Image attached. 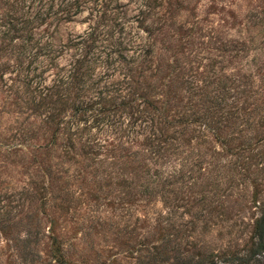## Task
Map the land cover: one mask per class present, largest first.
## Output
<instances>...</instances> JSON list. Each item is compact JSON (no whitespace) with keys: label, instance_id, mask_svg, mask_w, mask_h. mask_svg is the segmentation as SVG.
<instances>
[{"label":"trees","instance_id":"16d2710c","mask_svg":"<svg viewBox=\"0 0 264 264\" xmlns=\"http://www.w3.org/2000/svg\"><path fill=\"white\" fill-rule=\"evenodd\" d=\"M176 1L0 0V57L4 56L0 78L4 70L12 73L4 90L16 111L23 113L19 146L39 136L41 141L32 143L29 153L46 173L51 163L49 160L42 165L44 155L77 161L76 153L85 158L98 153L104 147L98 132H111L135 143L138 148L132 151L133 158L143 151L147 160L142 161L152 171L144 184L139 183L141 190L150 185L164 202L170 200L168 192L172 189L168 186L182 177L180 158L169 162L168 170L166 153L184 144L193 146L190 138L206 143L205 150L221 155L222 164L236 167L242 177L248 174L249 160L264 162V53L259 58L252 56L246 70L230 72L222 64L216 65L215 58L205 61L200 74L185 73L177 58L152 63L150 37L166 24H161L163 17H157L156 9L163 2L170 5ZM82 10H86L89 22L81 32L56 40L47 31L49 22L70 20ZM160 18L162 22L156 25ZM176 28L180 34L187 31L179 24ZM136 30L143 31L144 38ZM219 49L222 53L232 50L224 45ZM162 68L173 70L167 80L158 73ZM175 95L178 99L173 103L171 97ZM12 143H7L11 144L9 149L16 147ZM198 161L196 158L191 165ZM136 177L127 178L120 171L117 186L130 187ZM31 190L24 187L19 196L41 193L38 189L32 194ZM172 198H177V192ZM171 211L161 217L167 234L173 224ZM8 217L1 218L0 226H8L3 222ZM163 237L158 238L162 241ZM29 238L24 237L22 244L13 240L23 255L22 264L38 260L26 249ZM249 241L240 251L219 259L225 264H264V198L257 203ZM140 248L146 250L147 260L139 259L135 264H176L167 255L160 256L162 242ZM54 249H59L58 244ZM52 255L55 259L48 264L62 263L60 254ZM219 259L215 255L196 258L182 254L178 264H220Z\"/></svg>","mask_w":264,"mask_h":264},{"label":"rangeland","instance_id":"374dc122","mask_svg":"<svg viewBox=\"0 0 264 264\" xmlns=\"http://www.w3.org/2000/svg\"><path fill=\"white\" fill-rule=\"evenodd\" d=\"M156 11L164 21L160 18L156 25L166 24L150 37L152 63L177 58L185 73L200 74L208 58L218 59L215 64L230 72L246 70L253 57L263 56L264 0H177L170 5L163 2ZM86 16L82 10L70 20L49 22L47 31L56 40H63L67 34L87 27ZM177 24L187 31L180 34ZM136 31L144 38L143 31ZM183 41L187 42L178 46ZM222 45L232 50L223 54L219 49ZM172 71L162 68L158 73L167 80ZM10 76L12 73L4 70L0 78V220L9 216L3 221L8 226H0V264H22L23 255L13 240L22 244L26 236H30L26 249L38 259L34 264L53 263L52 253L60 254V264H135L136 260H147L146 250L140 247L159 242L163 244L160 256L167 255L169 261L178 264L182 254L196 258L215 255L219 259L250 242L257 203L264 198V162L249 160L248 174L242 177L236 167L222 164L221 155L205 150L206 143L190 138L193 146L184 144L166 153L168 170L169 162L180 158L182 177L168 186L172 189L168 192L170 200L164 202L150 185L141 190L139 183L144 184L152 171L145 167L143 151L133 158L132 151L138 148L135 143L111 132H98L97 137L104 141L98 153L88 158L76 153L77 161L44 155L42 165L49 160L51 163L46 173L29 153L32 143L41 138L19 146L23 113L16 111L17 106L6 96ZM261 94L264 98V92ZM177 99V95L172 96L171 102ZM11 142L16 146L13 149H9L11 144L7 146ZM196 158L197 165H191ZM120 171L127 178L137 176L130 187L117 186ZM24 187L32 189V194L38 189L41 193L19 196ZM169 209L173 224L167 234L161 217ZM219 263L226 261L219 259Z\"/></svg>","mask_w":264,"mask_h":264}]
</instances>
